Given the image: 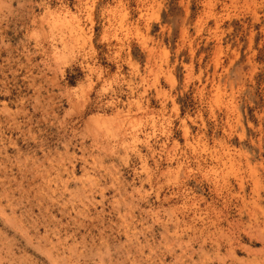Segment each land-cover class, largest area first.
Segmentation results:
<instances>
[{"label":"rangeland","instance_id":"1","mask_svg":"<svg viewBox=\"0 0 264 264\" xmlns=\"http://www.w3.org/2000/svg\"><path fill=\"white\" fill-rule=\"evenodd\" d=\"M0 264H264V0H0Z\"/></svg>","mask_w":264,"mask_h":264},{"label":"bare ground","instance_id":"2","mask_svg":"<svg viewBox=\"0 0 264 264\" xmlns=\"http://www.w3.org/2000/svg\"><path fill=\"white\" fill-rule=\"evenodd\" d=\"M230 241V240H229ZM232 254V253H231Z\"/></svg>","mask_w":264,"mask_h":264}]
</instances>
